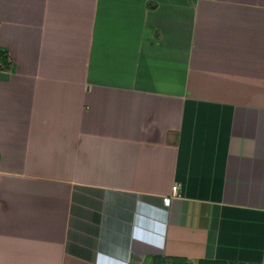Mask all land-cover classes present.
I'll return each instance as SVG.
<instances>
[{
    "label": "crops",
    "instance_id": "crops-1",
    "mask_svg": "<svg viewBox=\"0 0 264 264\" xmlns=\"http://www.w3.org/2000/svg\"><path fill=\"white\" fill-rule=\"evenodd\" d=\"M201 263H264V0H0V264Z\"/></svg>",
    "mask_w": 264,
    "mask_h": 264
},
{
    "label": "built area",
    "instance_id": "built-area-1",
    "mask_svg": "<svg viewBox=\"0 0 264 264\" xmlns=\"http://www.w3.org/2000/svg\"><path fill=\"white\" fill-rule=\"evenodd\" d=\"M171 196L172 197H175V196H177V187L176 186H174V187H172V189H171ZM169 200V198H164V201L165 202H167Z\"/></svg>",
    "mask_w": 264,
    "mask_h": 264
},
{
    "label": "trees",
    "instance_id": "trees-1",
    "mask_svg": "<svg viewBox=\"0 0 264 264\" xmlns=\"http://www.w3.org/2000/svg\"><path fill=\"white\" fill-rule=\"evenodd\" d=\"M3 58H5V55H1ZM201 264H204V263H201Z\"/></svg>",
    "mask_w": 264,
    "mask_h": 264
},
{
    "label": "rangeland",
    "instance_id": "rangeland-1",
    "mask_svg": "<svg viewBox=\"0 0 264 264\" xmlns=\"http://www.w3.org/2000/svg\"><path fill=\"white\" fill-rule=\"evenodd\" d=\"M264 264V263H263Z\"/></svg>",
    "mask_w": 264,
    "mask_h": 264
}]
</instances>
